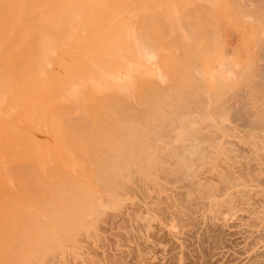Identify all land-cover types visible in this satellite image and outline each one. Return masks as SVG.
Instances as JSON below:
<instances>
[{"label": "bare ground", "instance_id": "6f19581e", "mask_svg": "<svg viewBox=\"0 0 264 264\" xmlns=\"http://www.w3.org/2000/svg\"><path fill=\"white\" fill-rule=\"evenodd\" d=\"M99 1L103 2L101 6L95 4L96 0H93L92 1L93 3L90 2V0H87V2L89 3V8L92 6V8L90 9L92 17L89 18L86 17L89 14L85 16L84 14H80L79 12L67 13L62 8L63 5L61 3V0H0V174L3 172L9 174L12 172L13 169L15 170L16 169L15 167L17 166L19 167V169L20 166L21 168H24L21 171L22 173L26 169L25 162L27 161L26 158L24 161V157L22 156L23 155L22 153L25 152L24 151L25 145L28 144L29 142H30L29 144H32L34 141L40 139V138L36 139L34 135L28 137V139L30 140V138L34 136L35 138L32 139H36V140L33 141L31 139L33 142L25 138L26 136L29 135L26 134L29 131L27 129L28 126L30 127V129H32L31 126L33 125V123L34 126L32 127H35L36 125L39 126V124L43 125L45 123V125H47L46 127L49 129V127L51 126L53 127V125L56 124H58L57 128H59L60 126L69 127L71 125H74L73 128L74 127L79 128L78 125L80 123H84L89 120L94 121L99 119L102 123L105 124L106 123L113 124L114 122L116 123L118 120L120 121V119L117 120L118 118L117 116L119 115H115L113 114V112L111 113V110L112 109L114 110V108L117 105L118 108L116 107L114 111L117 110L119 112L120 110L119 108L123 107L121 106V104L123 105L125 101L123 103L121 102V104L120 102L119 104H117L118 102L116 101L117 103L115 104V102L113 103V101L116 100V97H114L115 99H113L112 97L113 101H109L106 98L105 99L107 101H105V99L103 98L105 102H102V104L100 103L99 106H93L95 110L91 107V109L93 110L90 109V111H92L93 113L85 110L84 105L87 106V104L80 105V107H75V105L73 104L74 105V108L72 107L73 110L72 108H70L69 110H65L67 107L66 105L68 104V102H70L67 99H71V101L75 100L77 102V98L79 99V96L81 95L80 90H82L83 87L80 88L79 86L74 87L72 84L71 86L73 87H71L70 81L68 82V79L67 80L65 79L69 83L70 88L66 89V91L62 93H60L62 90L60 92L58 91L59 88L57 90L54 89L55 91L58 92V94L54 95L53 93L54 96L51 95L52 94L51 92L54 91L49 92L50 90L46 89V86L49 85L47 83L49 82V80H52L53 78H57L60 75H62V73L60 74V72L63 71L61 69H66L65 67L67 65L65 67L63 66L65 65L63 63L64 58L63 57L60 58L61 55H59V57L55 56L60 58V60L63 58V62L61 61V63L58 64L56 62L57 67L56 64H54L55 67L53 70L51 68V66L53 67V63L51 59L49 60V58L46 59L45 57L43 58L40 57L41 59H39V62L40 61L43 62L42 60L45 58L46 61L44 62L48 63L49 61H51V66L48 67L50 64L46 65L43 63L44 67L43 65H40L41 67H43L42 69L40 68L41 71L39 68H38L39 70H37L38 65L36 63L38 59L36 57L38 55L40 56L44 52H45L44 54L47 53L48 55L52 54L50 56L53 59V55L55 54L57 55L66 54L65 53L66 51L64 52L61 49H65L67 46L69 47L74 46L73 48H75V50L73 49L71 53H73L74 56L76 54L79 56L80 53L79 48H81V46L82 47L91 46V48L92 46H96V49H98L99 51V48L97 47L103 45L104 47H106L104 51L108 49L107 52L104 53L105 57L103 58L106 59L107 64L104 62L105 65L103 64L104 65L103 66L101 65V61L99 60L100 62L99 66H103V68L100 67L101 70L103 69L108 71V73L105 72L106 76L104 74L99 73L100 74L99 76L101 75L102 77L103 75L105 76L103 80L105 81L104 82L105 86L103 89H109L111 87L113 90H116L118 94H122V96L129 97L127 98L128 100H126L127 102L125 103L128 104L127 105V107H129L128 109L133 107L135 110L136 108H139L138 105H140L141 107L143 100L144 101L147 100L148 97L147 95L151 94L150 97H153L152 96L153 94L154 97H156V100L158 99V102H156L155 104L150 103V105H149V101L148 103L144 102L145 104L147 103L148 106L147 108H142V109L143 111L144 110L147 111L148 109L149 110L156 109L158 112H160V114L162 109H166L170 107L173 101L177 102L176 100L178 99V97L183 98V95H185V93L187 92L189 93L190 88L191 90L193 89L192 88L193 80L197 79L198 77L200 79L202 77V79L205 80L204 78L205 76L208 77L206 79H209V77L211 78L212 77L211 75L213 74L217 76L216 79L215 76H213V79L218 81L217 84H215L216 82L214 83L211 82V80H209L211 84L208 85V82H206L207 84H205L204 81L201 79L203 81L202 83H204L203 86L206 85L208 86H206L203 89V91L201 89L202 91V92L200 91L201 94L198 92L200 95L199 97H201L202 95L204 96V99L207 100L205 102L202 97L201 98L202 104L204 102L205 105L206 103L211 104L213 101L212 103L213 106L208 105L209 107L212 106L213 110L208 109L207 108L208 106L202 107L201 104L202 109L197 114H194L193 112L189 111L188 109L189 107H188L187 109L182 108V111L179 112V114H176L175 117L173 116L174 118L172 117L173 121L176 120L177 122V120H179L183 122L182 124L183 129L181 128L182 129L181 130L179 128L178 130L184 131L185 129L187 133L191 134V137L194 136L193 138H190L191 139L190 145H187L188 147L185 150L186 152L184 154L182 152L185 161L188 160L189 162L187 164L186 161V164L183 163V165L182 164L181 165L182 166L190 165L189 163L190 162L192 163L191 160L193 158L191 156L197 155L198 157L196 158L194 157V158L199 163V166L196 161H195L196 164L194 165L199 167V171L198 169L194 170L196 169V167L193 168L192 167L193 164H192L191 166L192 168L187 167L186 169L189 170L191 168V170L193 169L195 173L197 171L198 172L196 175H194L193 173L194 171H191L192 172L191 174H193L194 176V178L191 179L190 177L191 175H189L190 171L189 172L186 171V173L189 175L188 178L190 177L191 180L188 179L187 177L185 179H188L187 181L190 180L189 182L183 183L184 181L182 180L184 178L183 179L180 178L182 183L180 182L179 183L174 182L173 184L168 183L170 185H165V186H162V183L159 186L155 184L156 187H154L152 191L150 190L151 192H149L147 187L145 191H143L142 188L143 192L141 191V187L140 189L136 188L139 189V191H141L143 194V196L141 194L142 196L141 200L138 199L139 200L138 202L133 203V205H131V208H133L136 214L138 215V217H140L139 218L141 219L140 225H142L141 228L143 227L142 229L144 231L140 233L141 235L139 236L140 239L139 241L140 244L144 247V253H145L144 257L147 256L148 258H152V259L153 257L151 256H153V254L150 251V248L158 245L157 246L158 248L157 247L155 248H157L158 251L161 253L160 256L162 261L161 264H264V0H229L230 2L227 1L228 3L221 0H220L221 2L217 0H99ZM114 1H118V3H121L119 4L120 13L117 14L115 17L114 15L116 13L114 11L115 9L114 7L116 5ZM61 11L64 13L63 16L65 18H61L62 17ZM179 15L181 16V18ZM71 19L74 20L73 23H70ZM176 19L180 21H186V25L184 26V28L179 29L178 33H175L173 30L170 29L169 32L166 33L165 23L172 24L173 21H175ZM74 23L77 24L75 25L77 26L76 28L73 27ZM69 30H74L75 34L70 32ZM84 41H85V45H83ZM69 49L68 51H70ZM46 50H48V52ZM92 52L94 53V50ZM67 53L69 54L70 52ZM99 53H101V48ZM44 54L41 56H44ZM18 55H24L27 57V59L29 57L31 64L32 65L36 64L37 67L35 66L33 67L36 69L37 72H35L34 71L35 69L33 68V71L35 73L32 72L31 69V72L33 74H30V72L27 73V68L25 69L21 65H19L21 66L19 67L18 63L20 61L17 63V59L19 57ZM101 55L102 57L104 56L102 53ZM67 56L70 57L69 55H66V57ZM79 57H81V54ZM35 58L37 59V61ZM81 59L82 57L80 58V61L82 62L83 60ZM103 59L101 58V60ZM32 60H34V62L36 63L33 64L34 62ZM70 61H72L71 63L73 64V59L72 60L70 59ZM39 62L38 64H40ZM202 62H204V64L207 65V68L205 67L206 65L204 66ZM114 63H117L119 65L120 67V70L118 69L119 71L115 69L116 67L115 65L117 64L113 65ZM201 63L202 65H200ZM198 64L200 66H198ZM75 65L73 64V66ZM46 66L51 70L48 71V68H46ZM77 67L76 68L74 67V70L79 69ZM199 67L202 68V70L205 67L206 70L204 69L203 72ZM69 68L70 67L67 66V69ZM82 68H80V70ZM81 71H83V69ZM97 71L98 69L94 71V74H96ZM66 72H68V70ZM75 72L76 71H74V73ZM79 72L78 74H80L79 76L81 77L82 75L86 74V72H84L85 74ZM182 72L185 73L184 75L186 76V78H181V80L183 81L181 80L177 81L176 79H174L176 73L181 74ZM183 73L181 74L182 76H184ZM186 73L190 75L188 76L186 75ZM29 74L30 76L32 75L33 77L29 79L30 83L31 80H33V83H35L34 81L36 79L42 78L43 87L40 85L42 88L41 90L39 85H36L39 87L34 86L35 84H39L41 80H38L39 82L35 84L32 85L29 84L30 85V86L28 85L29 88L28 86L25 87L28 88L26 95H29L28 91L30 92V95L31 94L34 95L33 97L31 96L32 97L31 99H30V95L28 96L29 98L26 96L27 98L25 99L26 103L28 102L27 100L29 99H30L29 101L32 103V106L35 102L36 104L40 103L41 105H43V106H40V104L38 105V107L39 106L41 107L40 110H42V108L43 110L45 109L44 111H47L46 113L49 112L50 116L44 115L45 116L44 119L42 116H38L39 118L41 117L42 119L41 118L39 119L38 117L36 118V116L39 114L40 111L37 108L35 109L36 111L34 110V113L36 112L35 114H32L31 112L32 114L31 116L33 117H31V119L29 118L30 116L28 117L27 119L28 123L24 121L25 123L20 122L21 124L20 123L18 124L20 118L18 119L17 115L11 112H15L16 110L12 108L16 105L18 101H23L25 98L24 96H22V93L25 92L23 91L24 87H22V84L26 82L25 80L28 81V78H30L28 76ZM76 74L74 76H76ZM94 74L92 70V75L90 74V76L92 77L88 76L90 78L96 77L95 79L93 78L94 79L93 82L99 78V76H96L98 74L93 76ZM180 74L178 79H180L181 76ZM74 76L72 74L70 76L69 74L66 77L73 78ZM102 77H100L101 80ZM219 77L220 79L217 80ZM75 78L76 77H74V79ZM77 78L79 80H82L83 78H86V76L85 77L83 76L82 79H80L79 77ZM59 80L60 78L58 79V81ZM44 81H48L46 83L47 84L46 86L44 85L45 84ZM63 81L62 83L61 82L59 83L64 85L66 81L65 82ZM49 83H51V81ZM53 83L54 82L52 81L50 85L52 86ZM94 83L96 84L97 81ZM89 85H92V82ZM99 85L100 88L102 89L101 84ZM60 86L61 85H59V87ZM90 87H94V86H90ZM60 88L62 89L63 87ZM112 89L108 91H113ZM18 91L22 92L19 97H17L19 95V94L17 95ZM39 93L41 95L37 97L36 95L37 94L39 95ZM111 93L113 94V92ZM108 94L110 96V92ZM65 95L69 98L65 99ZM212 95H214L215 97H213ZM113 96L115 95L113 94ZM188 98L186 97L185 99ZM81 102L83 103V101ZM88 103L90 104V102ZM97 104L99 103L97 102ZM28 105H30L31 110L34 109L31 107V104H27V107ZM63 107H65V109H63ZM30 108L27 109L29 111V114L28 112H25L28 115H30ZM206 108L211 111L210 112L207 111ZM158 109H161V111H159ZM156 110L154 111L157 113ZM129 111L130 113L133 112L132 110ZM139 111L141 110L139 109ZM164 111L166 110H163L162 112ZM43 112L40 111V115H42ZM101 112L103 113L102 115L100 114ZM122 113L124 114V111L121 112V115L123 116ZM133 113L134 114L130 115L132 116L131 119L129 117V119L132 122H134L133 120H135L136 122H138L139 120L142 121V113H137V111L136 112L134 111ZM126 114L128 115L129 112L128 113L126 112ZM127 115L124 114V116L126 117ZM119 117L121 118V116ZM167 117L169 118L171 117V115H167ZM220 118L222 120L218 121L217 119ZM123 119L124 121H126L128 118H123ZM165 119L167 120V118ZM198 119H201L202 121L201 123H204V121H208L207 123L212 124L210 126L212 127L214 125L216 126L215 127L216 130H213L214 133L212 132L213 136L214 134L215 136L214 137L210 136L212 137L211 140L203 139V141H201L199 140L198 136L196 138V135L199 132L197 131L198 129L197 124L198 122H200V120ZM93 121H91V123ZM119 121L117 123H119ZM29 122L32 124V125L30 124L31 126L28 125ZM167 122L168 121H166L165 123ZM35 123L37 124L35 125ZM179 125H181V123ZM244 129L245 131L247 130L246 132H248L249 130L248 136L250 132H254V134L251 133L253 136H255L256 133L257 134L259 133L258 136L256 134V137L254 138L252 137L255 141L257 140L256 142H254V140L251 138L252 135H250V140L252 139V141L254 142V143L252 142L253 144L250 146L246 145L248 142H250V140L248 139L247 140L248 142H246L244 139L245 135L244 134L242 135ZM32 130H34V128ZM42 130L43 129H41V131ZM239 131H241V133ZM50 132L52 133V131ZM55 132L57 131L55 130ZM195 132H197L196 135ZM29 133L31 132L29 131ZM35 133H38V131ZM238 133L239 135L241 134L242 137L244 136L243 138H241L242 140L240 138H237ZM44 135H47V133ZM53 135L55 136L56 134L52 133L51 136L53 137ZM58 137L60 139L53 137V139L55 140L57 139L56 141L54 140L55 144L53 143L55 145L54 152L59 154L60 157L61 154H66L67 158L63 159V161L67 159L66 164L68 162H71L73 160L75 161L81 158L82 153L78 152V150H74L75 148L73 150H69L68 147L69 145L66 146L68 142L65 144L66 142L65 140H68L66 138L68 137V135L65 137H60L59 135ZM258 137L261 141H258L259 140L257 139ZM26 139L28 140V142H26ZM241 141H245L246 144H244V142L241 143ZM203 144L206 145V147ZM54 145H52V149ZM202 147L203 148L205 147L204 149L206 151ZM145 148L146 147H144V150ZM26 149L27 151L29 150V148L27 147ZM105 151L103 152L105 153ZM54 152L52 154H54ZM144 152L145 154L147 153L146 151ZM144 152L142 151L141 153ZM150 152L152 154V151ZM25 153L26 155L29 154L27 152ZM21 156L23 157L22 160H21ZM53 156H55V154ZM63 156L65 155H62V158ZM96 156L98 157L97 154ZM149 156L153 157L154 155H149ZM149 156L148 157L146 156V158L143 156L144 159L143 158L141 159H143L144 161L141 160L142 162L138 163L139 165H135V164L133 165V163L130 164L129 162H128L129 163L128 166L127 164L125 165V162L123 165L121 164L122 167L118 165L120 166L119 169H117L118 168L117 166L115 168L116 171L114 170L112 172L113 174L115 173L114 176H116V178L115 177L113 178L114 181H112L114 183L111 182L113 188L114 187L116 188V186L118 187L120 183L123 184V182L125 181V180L122 181L123 179L133 178L135 175H138L140 172H142L141 168L144 166L143 162L145 161L148 162L151 159ZM180 156L181 155H179V158ZM154 159H152V161L150 160L149 162H153ZM148 166L150 167V165ZM182 169H184V167H182ZM24 174H26V172H24ZM145 174H147V172H145ZM165 174L167 175V172ZM3 175L4 173L1 175L0 178H2ZM148 175H146L145 177H147ZM166 175L164 178H166ZM17 176L19 175L17 174ZM3 177L5 178V176ZM20 178H22V176ZM23 178L25 179V177ZM107 178L109 180V176ZM24 179H21L22 182ZM173 181L174 180H172L171 182ZM6 182L8 183V180L5 182L3 180V182L1 181L0 183H6ZM12 183H9V185H11ZM22 185L27 186L23 183ZM31 185H33V183ZM31 185L29 187H31ZM67 187L70 186L68 185ZM21 188H23V186ZM79 190L80 189H78V191ZM15 191L16 190H14V192ZM78 191H76L77 195H78ZM3 193L5 192L3 191ZM83 194L85 195V192ZM65 195L68 196V194ZM77 197H79V195ZM26 198L27 197H25V199ZM3 200L4 199H2V202ZM2 208L0 207L1 213H2ZM7 208L6 210L9 211L10 208L9 210ZM7 211H5L6 214H8ZM11 211L13 213L12 209ZM1 213H0V263L9 264L11 261V263L14 262L16 264L15 261L19 259L20 253L24 254L26 250L23 249L24 252H20L21 251L20 249L18 253L17 250H13L14 248L12 249V246L15 247L16 243L15 242H14L15 244L11 243L10 241L11 239L8 237V236L11 237L10 230H8V228L11 229V227H14L12 228L14 229V231H12L11 233L13 232L16 233L17 230L20 228V231L18 230L17 232L20 234V237L16 236L19 235L17 233L16 235L15 233L13 234L17 237L16 241H18V238H21V235H23L22 233H20L22 232L21 230H23L22 229L23 225L21 227L19 226V228L14 226L15 224L16 226L19 225L18 221L16 220L18 218L17 215H12V213L9 212L7 216H5L6 214L1 216ZM16 228L17 230H15ZM8 231H9V235H8ZM6 233L7 235L5 236ZM153 234L154 235L157 234L161 238L160 239L161 241L159 240L160 241L159 243H157L156 241L157 244L155 245L152 243L150 239L151 235ZM4 237L6 238V242L8 243L10 242L11 244L6 243ZM7 238H9L10 240H7ZM23 246L21 247L23 248ZM10 250L15 251L17 253L11 252ZM11 253L18 254L19 257L17 258V256L15 257L14 254ZM10 255H11V259H10ZM12 255L15 259L17 258L16 260L14 259L15 261L12 260L13 258ZM22 258L24 260L25 257L22 256ZM20 260H22L21 257Z\"/></svg>", "mask_w": 264, "mask_h": 264}, {"label": "rangeland", "instance_id": "374dc122", "mask_svg": "<svg viewBox=\"0 0 264 264\" xmlns=\"http://www.w3.org/2000/svg\"><path fill=\"white\" fill-rule=\"evenodd\" d=\"M92 1L93 0H90V2H92ZM217 1H219V2L224 1L226 3L230 2L229 0H221V1L217 0ZM61 3L63 5L62 8L67 13L79 12L80 14H84L85 16L87 14H89L86 17H89V18L92 17V14H91V11H90L92 6L89 8V3L87 2V0H61ZM102 3L103 2H100L99 0H96L95 4L96 5L98 4V6H101ZM114 3L116 5L114 7L115 8L114 11L116 13L114 15V17H115L117 14L120 13L119 4H121V3H118V1H114ZM61 14H62L61 18H65L63 16L64 13L62 11H61ZM180 18H181V16H180ZM73 22H74V20L71 19L70 23H73ZM75 25H77V24L74 23L73 27L76 28L77 26H75ZM185 25H186V21H180L178 19L173 21L172 24L165 23L166 33L169 32V29L173 30L175 33H178L179 29L184 28ZM69 31L72 32L73 34H75L74 30H69ZM83 45H85V41H84ZM67 47L65 49H61L64 52L66 51L65 52L66 54H58V55L55 54V55H53V59L55 58L54 61H53L52 57L50 56L52 54L48 55V53L44 54L45 53L44 52V53L41 54V55L44 54V56H41V55L39 56L38 55L36 57L38 59V61L35 58L37 63L34 62L35 59L32 60L34 62L33 64L36 63L38 65V67L36 66V64L35 65L31 64V61L29 60L30 59L29 57L27 59V57L24 56V55H18L20 57V58L18 57L19 60L17 59V63L20 61L18 63V66L21 65L25 69L27 68V73L30 72V74H33L32 72H34V71L37 72L36 69L33 66L37 67V70H39L40 68L42 69L44 67V64H46V65L50 64L48 66V67H50L51 66V61H52L53 67L51 66V68L54 70V67H55L54 64H56V62H57V64L61 63V61L63 62V58H64V62L63 63L65 65H63V66L65 67L67 65L71 69L70 68L67 69V66H66L65 67L66 69H61L64 72L63 71H61V72L59 71L60 74L62 73V75H60L57 78H53L52 80H49V82L51 81V83H52V81L54 82L52 84V86L50 85L51 83H49L48 81H44L45 82L44 85L45 86L47 84L50 85V86L49 85L46 86V89L50 90L49 92L54 91V92H51L52 94L50 93L51 95H53V93H54V95L58 94V92L54 90V89L57 90L58 88H59L58 89L59 92L62 90L60 93L65 92L66 89L70 88L71 84L74 87L75 86H79V88L83 87V89L81 88L83 91L80 90L81 95L79 96V99L77 98V102L75 100L71 101V99H67L69 97H67L65 95V99H67L68 101L71 102V105H70V102L67 101L68 104L66 105L67 107L65 106L66 109H65V107H63V109H65V110H69L72 107L74 108V105H75V107H80V105L87 104V106L84 105L85 110H87L89 112H92V111H90L91 107L93 108V106H99L100 103L102 104V102H105L107 100L113 101L112 97H113V99H115L114 97H116V100L113 101V103L115 102V104L117 102H118L117 104H119V102H120V104H121V102L123 103L124 101L127 102L126 100H128L127 98H129V97L122 96V94H118L116 92V90H113L111 87L109 89H103L104 86H105L104 85L105 81H103L104 77L106 76L105 72L108 73V71L107 70H103V69L101 70L100 67L103 68L105 63L107 64L106 59H103L105 57L104 53H106L107 50H108L107 49V50L104 51V49H106V47H104L103 45L100 46V47L98 46L97 47V48H99V51H98V49H96V46H92V48H91V46H89V47L88 46H84V47L81 46V48H83V49L79 48V51H80L79 56L81 54V57H82L81 60H83L82 62L80 61L81 57H79L77 54L75 55L76 56L75 57L74 54L71 53V51H73V49L75 50V48H73L74 46L73 47L67 46ZM85 48H87V49H85ZM100 48H101V53L104 55L103 57H102L101 53H99L100 52ZM68 49L70 51H68ZM93 50H94V53L92 52ZM190 50H191V48H190ZM46 51L48 52V50H46ZM67 52H70V53L68 54ZM98 53H99V55H98ZM70 54L71 55L73 54L72 55L73 57ZM59 55H61L60 58L63 57L61 60H60V58H58ZM66 55H69L70 57H68V56L66 57ZM55 56H58V57H55ZM77 56H78V58H77ZM40 57L41 58L45 57L46 59L49 58V60L51 59V61L48 60L50 63L48 61H47L48 63H46V62H44V61H46L45 58H44L42 60L43 62H41V61L39 62V59H41ZM65 57L68 58V59H66ZM100 57L103 60H105V61L101 60ZM70 59L71 60L73 59V64L74 65L76 64L75 66H73V64L71 63L72 61H70ZM99 60L101 61V65L104 64L103 66H99L100 65ZM78 61H80V62H78ZM102 61H103V63H102ZM22 62H24V63H22ZM38 62L40 64H38ZM84 62H85L86 65L84 64ZM90 62H91V65H90ZM202 63L204 64V62H202ZM202 63L200 65H202ZM205 63H206V61H205ZM28 64L29 65L31 64L30 66H32V67H30ZM57 64H56V67H57ZM115 64H117V63H114L113 65H115ZM40 65H43V67H41ZM117 65H115L116 66L115 69H117V70L119 69L120 70L119 65L118 66ZM200 65L198 64V66H200ZM205 65L206 64H204V66ZM21 66H19V67H21ZM77 66H79V67H77ZM90 66H91V68H90ZM29 67H30V70H29ZM48 67L46 66V68H48ZM74 67L75 68L76 67L79 68V69H77L78 72L83 69V71H81L83 74H85L84 72H86V74L90 73L91 75H92V70H93V74H94V71H96L98 69V71H100V72L97 71L98 73L96 72V74H98V75L94 74L93 76H95V75L99 76L100 74H104L105 76L104 75H103V77H102V75L99 76V78H98L99 80L96 79L97 83L95 84L94 82H96V81L93 82V80L96 77L95 78L93 77L94 79L90 78V77H92V76H90V74H88V75H86V74L82 75L81 74L82 75V77H81V76H79L80 74H78L77 70H74ZM82 67H84V68H82ZM117 67H119V68H117ZM201 67H203V66H201ZM205 67L207 68V65ZM205 67L203 68V70L205 69ZM33 68L35 69L34 71H33ZM46 68H44V69H46ZM80 68H82V69L80 70ZM88 68L91 69V70H89ZM99 68H100V70H99ZM31 69H32V72H31ZM41 69H40V71H41ZM84 69H85V71H84ZM113 69H114V67H113ZM200 69L202 70V68H200ZM49 70H51V69L48 68V71ZM67 70H68V72H66ZM70 70H71V72H70ZM74 71H76V72L74 73ZM81 72H79V73H81ZM68 73L70 74V76H71V74L74 76L77 73L76 76H74L76 78L75 79H74V77L73 78H71V77L67 78L66 76L69 75ZM205 73H206V71H205ZM30 74L28 75L30 77V78H28V81L25 80L26 82L23 83L24 86L22 84V87H24L23 91H25V92L22 93V92L18 91V93H17V95L19 94L17 97H19L21 95V93H22V96H24L25 98H24L23 101H18L19 103L18 102L16 103V105L14 106L15 108L14 107L12 108V109H15L16 111L13 110L15 112H11V113L17 115L18 119L20 118L18 124L20 122L21 123L22 122L25 123L24 121H26L28 123V120H27L28 117L30 116L29 118L31 119V117H33L31 115L36 113V112L34 113V110L37 109V108L40 110V108H41L40 106H43L40 103L36 104V102L32 106V103L29 100L34 95L33 94L30 95L29 91H28V94L30 95V99L27 100L28 102L26 103V100H25V99H27L26 96L27 97L29 96V95H26L27 94L26 92H27V89L29 88V86L39 82L38 80H41V82L39 84H35L34 86L35 87H39L40 85L41 86L43 85L42 78H40V79H36L35 78L36 79L34 81L35 83H33V80H31V83H30L29 79L33 78L32 75L30 76ZM65 74H66V76H65ZM176 74H175V78L174 79H176L177 81H180L181 78H186V76L184 75L185 73H183L184 76H182L180 73H176ZM179 74L182 76V77L180 76V79H178L179 78ZM186 75L189 76L190 74L186 73ZM83 76L84 77L86 76V78H83ZM88 76H90V77H88ZM211 76H212L211 77L212 79L210 77H209V79H206V78H208L207 76L204 77L205 80L202 79V77H201V79L204 81L205 84H207L206 82H208V85L211 84L209 82V80H211V82H214V83L216 82L215 84H217L218 81L213 79V76H215V75L212 74ZM77 77H79L80 79H82V78L83 79L79 80ZM100 77H102V80L100 79ZM59 78H60L61 81L60 80L58 81ZM216 78H217V76H215V79ZM65 79L66 80L68 79V82L70 81V86H69V83ZM87 79H89V80H87ZM198 79H199V81H198ZM201 79L198 77L197 79L193 80V82H192L193 84L191 83L193 89L191 90V88H190L189 93L187 92V93H185V95H183L184 99L182 97H180V98L178 97V99L176 100L177 102L173 101V103L170 105V107H168L166 109H162V111L166 110L164 112H162L161 109H158L159 111H161V114H160V112H158L154 108L153 109L156 110L157 113L154 110H149V109L147 111L146 110L143 111L142 108H147L148 101H149V105H150V103H154L155 104L156 102H158V99L156 100V97H154L153 94H152L153 97H150L151 96V94H150V95H147L148 97L146 96L147 97L146 101L143 100L142 104H145L144 102H147L145 104L146 106L141 104V107H140V105H138L139 108H136V110L133 107L128 109L129 108V107H127L128 104L125 103V102L123 103V105L121 104V106H123V107H120L119 108L120 110L118 109L119 112L117 110L114 111L116 109L117 105H116L115 108L113 107L114 110L112 109L111 113L113 112V114L121 116V118L119 116H117L118 117L117 120L120 119V121L118 120L119 123H117L118 122L117 121L116 123L114 122L115 124L114 123L113 124L112 123H110V124L106 123L105 124V123H102L98 119V120H94V121L93 120H89L90 122L86 121L87 123L86 122L80 123L78 125L79 128L76 127L77 129L75 127L73 128L74 125L69 126L70 127L69 128V127H66V126L65 127L64 126H60V124H59V126H60L59 128L60 129L57 128L58 124L53 125V127L52 126L49 127L50 131H52L53 134H56L55 136L53 135V137H55L57 139L59 138L58 137L59 135H60V137H65V136L68 135V137H66L68 140H65V139H63V140L66 141L65 144L68 142L66 146L69 145L68 146L69 150H73L75 148L74 150H78V152L82 153L81 154V158H79V159H77L75 161L73 160L71 162H68L67 164H66V160L67 159L64 160L65 162L63 161L64 158H67L66 154H61V157H60L59 154L54 152V150H55L54 149L55 148L54 144H55V141L57 139L56 140L53 139V137L51 136L52 133L46 127L47 125H45V123H44L43 124L44 126L42 124L41 125L39 124V126H37L36 125L37 123H35V125L37 127L36 126L32 127V126H34V123L32 125L29 122L28 125L31 124L32 126L31 125L30 126H31L32 129L34 128V130L30 129V127L27 125L28 126L27 129L32 134L29 133V131H28V133H26V134H29V135L31 134V135L30 136L29 135L26 136V134H25V136H26L25 138L28 139V137H31L32 135H34L36 137V139L40 138L41 140L39 139L37 141H34L36 139H32V138H35L33 136L32 138H30V140L29 139L28 140L29 141L33 140L34 142L32 141L33 142V143L31 142L32 144H29L30 143L29 142L28 144L25 145L24 151L29 153V154L26 155V153L24 152L25 154L22 153L23 155L22 154L21 155L24 157V161H25V158H26L27 162H25V168L27 170L25 169L26 171L24 170L23 173H22L21 171L24 168H21V166H20V169H19V167L17 166V167H15L16 169L15 170L13 169L12 172L9 173V174L3 172L4 173L3 176H5V178L3 176H2V178H4V179L0 178V182L1 181L3 182V180H4V182L8 180V183L6 182L7 184L6 183H0L1 185H3V186L0 185L2 187V188L0 187V207L1 208L3 207L2 208V213L3 214L0 212L1 216L6 214L5 211H7L6 208L8 207L7 208L8 210L10 208V210L7 211L8 214H9V212L12 213V211H11V209H12L13 213H15V214L12 213V215H17L18 216V218L16 220L18 221L19 225L16 226V224H15L14 226L19 228V226L21 227L23 225L22 226L23 230H21L22 232H20L23 235H21V238H18V241H16V239H17L16 236L20 237V234L17 233L18 230L20 231V228L18 230H17V228L15 229V230H17L16 233L19 234V235H16L15 232L11 233L12 231H14V229H12L14 227H11V229L8 228V230H10V234H11V237L10 236H8V237L11 240L9 238H7V240H10L12 244H15V243L17 244V245L15 244V247L12 246V249L14 248L13 250H17L18 253H19L20 249H21L20 252H24L23 249H25L28 252L27 253L25 251L24 254L20 253V257H21L22 260H23L22 256L25 257L24 260L22 261V260H20V257H19L18 254H14V253H17V252L11 251L12 250L11 249L10 251L14 252V253H11V254H14L15 257L17 256V258L19 257V259L16 258L17 259L16 260L13 257V255H12V257H13L12 260L13 261L16 260L15 261L16 264L17 263H19V264H161L162 263L161 257H160L161 253L157 249L158 245L155 246L157 248H155V247H151L150 248V251L153 254V256H151V257H153V259L152 258H148L147 256H145L146 258L144 257V255H145L144 247L140 244V241H139L140 240L139 236L141 235L140 233H142V231H143V229H142L143 227L141 228V226H142V225H140V223H141L140 220L141 219H139L140 217H138V215L136 214L135 210L133 208H131V205H133V203H136L139 200H141V198L143 196L142 192L146 190V187L149 190V192H151L153 190V188L156 187V185L159 186V185H161V183H162V186L170 185V184H173L174 182L175 183H179V182L182 183L180 178H182V179L184 178L185 179L186 177L188 178V176L191 175L190 177L192 179V178H194V176H193V174H191L192 173L191 171H194V170H197V169L199 171V167H198L199 163L195 159L196 157H198L197 155L196 156L195 155L191 156L193 158L191 160L192 163L191 162L189 163L190 165L182 166L183 163L186 164V161H187V164L189 162L188 160L185 161L183 154L186 152L185 150L188 147L187 145H190V141H191L190 138H193L194 136L191 137V134L187 133V131L185 129H184L185 132L181 131L183 129V127H182L183 122H181L179 120H177V122H176V120L173 121L172 117L173 116L175 117L176 114H179V112L182 111V108L183 109L184 108L187 109L189 107L188 108L189 111L193 112L194 114H197V113H199L201 111L203 106L207 107L208 105H212L213 101H212L211 104H207L206 103V105H205V102L207 100H205L204 96H202V95H201V97H199L200 96L199 93L201 94L203 89L206 86H208V85L203 86L204 83H202L203 81ZM219 79H220V77L217 80H219ZM62 81L63 82L66 81L64 85L59 83V82L62 83ZM74 81H75L76 84L74 83ZM78 81H79V83L81 82L83 85L81 83L79 84ZM181 81H183V80H181ZM91 82H92V85H89V84H91ZM26 83H28V84H26ZM99 84H101L103 91L100 88ZM36 85H39V86H36ZM59 85H61L60 87H63V88L61 89L59 87ZM65 85H66V87L67 86L68 87L66 88ZM27 86H28V88H25ZM41 86H40V88H41ZM73 86H71V87H73ZM90 86H94V87H90ZM97 86H99V87H97ZM52 87H54V88H52ZM44 88H43V90H44ZM36 89H38V88H36ZM92 89H94V90H92ZM99 89H101V90H99ZM110 89H112L113 91H108ZM201 89H202V91H201ZM41 90H42V88H41ZM90 90H92V91H90ZM105 90H107V91H105ZM109 92H110V96L111 97L108 94ZM111 92H113V94L115 96H113V94ZM40 93H39V95L37 94L36 96L37 97L40 96L41 95ZM186 94H187V96H186ZM185 96L187 98L188 97L189 98L185 99L186 98ZM212 96L215 97L214 95H212ZM202 97H203V99L205 101L203 103L204 105L202 104V99H201ZM91 98H92V100H91ZM103 98L104 99L106 98L107 100L105 99V101H104ZM123 99H125V100H123ZM80 100L83 101V103ZM99 101H101V102H99ZM22 102L25 105H23ZM88 102H90V104ZM97 102L99 104H97ZM78 103H80V104H78ZM27 104H31V107L34 108V109L31 110L30 105H28V107H27ZM35 104H36L37 107L35 106ZM39 104H40V106L38 107ZM201 104H202V107H201ZM17 106H19V107H17ZM24 106H25L26 110H25ZM125 106H126V109H125ZM212 106H210V107L208 106L207 108L213 110ZM190 107H191L192 110L190 109ZM29 108H30V115H28L29 111L27 110ZM73 108H72V110H73ZM170 108H171V111H170ZM207 108H206V110L210 112L211 110H208ZM93 109H91V110H93ZM122 109H124V110H122ZM139 109L141 111H139ZM39 110H37V111H39ZM44 110L42 108V110H40V111L43 112ZM129 110H132L133 112L137 111V113H142V121L139 120L138 122H136L135 120H133L135 123L132 122L130 120L132 116H130V115H132L134 113L132 111H131L132 113H130ZM168 110H169V113H168ZM40 111H39V114L36 116V118L38 116H42L43 119H44L45 116L49 115V112L46 113L47 111H44L45 113L43 112L44 114L42 113V115H40ZM123 111H124L125 115H127L126 112L127 113L129 112L127 117L124 116L123 113H122L123 116L121 115V112H123ZM25 112H28V114L25 113ZM31 112H32V114H31ZM166 112H167V114H166ZM20 113H21V115H20ZM100 114L102 115L103 113L101 112ZM158 114H159V116H158ZM101 115H100V117H101ZM167 115H171V117L168 118ZM129 117H130V119H129ZM143 117H145V118H143ZM36 118H35V120H36ZM123 118H128V119L127 120L125 119L126 121H124ZM165 118H167V120ZM122 119H123V121H122ZM144 119H146V120H144ZM170 119H171L172 122L170 121ZM163 120H164V122H163ZM198 120H200V122H198V124H197V127H198L197 131H199V132H198L197 135H196L197 132H195L196 138L198 136L199 140H201V141H203V139L204 140H206V139H210L211 140L212 137L215 136V134L213 136V133H214L213 130H216V128H215L216 126L214 125L212 127V126H210L212 124L207 123L208 121H204V123L206 122L204 124V123H201L202 122L201 119H198ZM217 120L219 121V120H222V119L220 118V119H217ZM91 121H93V122L91 123ZM159 121H160V123H159ZM166 121H168V122L165 123ZM180 123H181V125H179ZM81 124H83V125H81ZM42 126H43V128H42ZM206 126H208V127H206ZM203 127H205V128H203ZM40 128L43 129V130L41 131ZM179 128L180 129L182 128V129L178 130ZM35 129H37V130H35ZM55 130L57 132H55ZM37 131H38V133H35ZM78 131H79V133H78ZM246 131L244 129L242 135L243 134L245 135V137L244 136L243 137H244L245 141L248 142L247 140L248 139L250 140V135H252L251 133L254 134V132H250V134L248 136L249 130H248V132H246ZM58 132H60V133H58ZM74 132H77V133H74ZM178 132H180V133H178ZM239 132L241 133V131H239ZM41 133H43V134H41ZM46 133H47V135H44ZM209 133H210V135H209ZM211 133H212V135H211ZM256 134H255V136L252 135L251 138L252 137L253 138L256 137ZM258 134H257V136H258ZM39 135H41V136H39ZM42 135H44V136H42ZM75 135H78V136H75ZM242 135L241 134L239 135V133H238L237 134V136H238L237 138H240V139L243 138ZM210 136H212V137H210ZM239 136H241V137H239ZM69 138H70V141H69ZM74 138H76V139H74ZM27 139H26V142H28ZM252 139L250 140L251 143L248 142L246 144L245 141H241V143L244 142V144L250 146L254 142L257 141V140L255 141L253 139L254 140V142H253ZM257 139H259V137ZM236 140H238V139H236ZM38 141H40V142H38ZM258 141H261V140L259 139ZM52 145H54L53 149H52ZM204 146L206 147V145H204ZM26 147L29 148L28 151H27ZM144 147H146L145 150H144ZM149 147H150V149H149ZM102 150L103 151L106 150L108 152L105 151V153H106L105 154ZM142 151L143 152L146 151L147 153L146 154H145V152L141 153ZM150 151H152V154H151ZM34 152H35V154H34ZM53 152H54L55 156H53L54 155V154H52ZM182 152H183V154H182ZM90 153H91V155H90ZM96 154L98 155V157L96 156ZM107 154H109L110 157ZM25 155H26V157H25ZM62 155H65V156H63V158H62ZM82 155H84L85 157L82 156ZM149 155H154V156L151 157ZM179 155H181L180 158H179ZM22 156H21V160L23 158ZM111 156H112V158H111ZM143 156L145 158H146V156L147 157L149 156L151 158L150 159L151 161H152V159H154V158L155 159L153 160V162H149L150 160L148 161L149 163L146 162V161L143 162L144 166L141 168L142 172H140L138 175H135L133 178H127V179L125 178V179H123L122 181L125 180L126 181V182L124 181L125 183L124 182H123V184L120 183L118 185V187L116 186V188L115 187L113 188L112 183H114V182H112V181H114L113 178L114 177L116 178V176H114L115 173L113 174L112 172L115 170V168L118 165H120L122 167L124 162H125V165L127 164V166H128L129 163L130 164L133 163V165L134 164L135 165H139L138 163L142 162L141 160L144 159ZM27 157L30 159V161H29V159ZM54 157H56V158H54ZM141 158H143V159H141ZM164 158H165V160H164ZM177 161H178V163H177ZM195 161L197 162L198 166L194 165V164H196ZM98 163H100V164H98ZM63 164H64V166H63ZM192 164H193V166H192ZM27 165H28V167H27ZM148 165H150V167ZM120 166H118L117 169H119ZM191 166L193 168L196 167V169H194V170L192 169L191 170V168H192ZM179 167H181V168H179ZM182 167H184V169H182ZM187 167H191V168L188 170V169H186ZM17 169H18V171H17ZM179 169H180V172H179ZM163 170H164V172H163ZM157 171H158V173H157ZM186 171L187 172L190 171L189 175L186 173ZM24 172H26V174H24ZM97 172H99V173H97ZM145 172H147V174H145ZM166 172H167V175L165 174ZM197 172L195 173V171H194L193 172L194 175H196ZM3 173L0 174V177H1V175ZM31 173H32V175H31ZM100 173H102V174H100ZM17 174L19 176H17ZM99 174H100L101 178H100ZM148 174H150V175H148ZM164 174L166 175V178H164L165 177ZM146 175H148V176L145 177ZM21 176H22V178H20ZM108 176H109V180L107 178ZM23 177H25V179L27 178L26 181H25V179ZM29 177H31V178H29ZM53 177H54V179H53ZM190 177L188 179H190ZM103 178H104V180H103ZM110 178H111V180H110ZM169 178H170V180L172 179L174 181L171 182L172 180L170 181ZM21 179H24L23 182H22ZM35 179H37L38 181L35 180ZM175 179H177L178 182ZM184 179L182 180V181H184L183 183L189 182L191 180L190 179L189 181H187L188 179H185V180ZM9 180H10V182H9ZM24 181L27 184H29V182H30V184L27 185ZM66 181H67V183H66ZM72 181H73V183H72ZM167 181H169V182H167ZM9 183H12V184L9 185ZM17 183H19V184H17ZM22 183L27 185V186L22 185ZM32 183H33V185H31ZM139 183H140L141 186L139 185ZM168 183H170V184H168ZM4 184H6V185H4ZM15 185H16L17 189H16ZM20 185H21V187L23 186V188L25 190L23 188H21ZM30 185H31V187H29ZM68 185L70 187H67ZM18 186H19L20 189L18 188ZM71 187L73 188L74 191L72 190ZM140 187H141V191H142V188H143L142 192L139 191ZM136 188H139V189H136ZM8 189H10V190H8ZM78 189H80L81 191L80 190L78 191ZM14 190H16V191L14 192ZM3 191L5 193H3ZM76 191H78L79 197H77L78 195H77ZM20 192H21V194H20ZM74 192H76V193H74ZM84 192H85V195L83 194ZM6 193H8V194H6ZM115 193H117V194H115ZM65 194H68V196L65 195ZM141 194H142V196H141ZM71 195H73V196H71ZM99 195H100V197H99ZM25 197H27V198L25 199ZM83 198H85V199H83ZM2 199L6 200V201L3 200V202H2ZM77 199H79V200H77ZM19 200H21V201H19ZM72 200H74V201H72ZM8 204H10V205H8ZM58 204H60V205H58ZM70 205H71V207H70ZM10 206H12V207H10ZM61 206H62V208H61ZM8 214H6L5 216H7ZM17 216H15V217H17ZM22 216H23V218H22ZM24 217H25V219H24ZM140 229H142V230H140ZM14 233H15L16 236L13 235ZM6 235H7V233L5 234V236ZM8 235H9V231H8ZM26 236H27V238L29 240L26 238ZM14 237H16V238H14ZM150 239H151V241H152V243L154 245L161 241L160 240L161 239L160 236L157 235V234L151 235ZM156 241H157V243H156ZM5 242H6V238H5ZM6 243H8V242H6ZM11 243L9 242L8 244H11ZM21 246H23V248ZM24 255H26V256H24ZM26 257H27V259H26ZM10 259H11V255H10ZM19 260H20V262H19ZM10 263H11V261H10ZM11 264H15V263L13 262Z\"/></svg>", "mask_w": 264, "mask_h": 264}]
</instances>
